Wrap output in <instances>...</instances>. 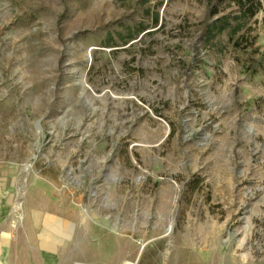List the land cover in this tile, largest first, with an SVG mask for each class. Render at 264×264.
Instances as JSON below:
<instances>
[{"label": "rangeland", "instance_id": "obj_1", "mask_svg": "<svg viewBox=\"0 0 264 264\" xmlns=\"http://www.w3.org/2000/svg\"><path fill=\"white\" fill-rule=\"evenodd\" d=\"M205 15L204 0H0L11 249L264 264V8L236 34Z\"/></svg>", "mask_w": 264, "mask_h": 264}, {"label": "trees", "instance_id": "obj_2", "mask_svg": "<svg viewBox=\"0 0 264 264\" xmlns=\"http://www.w3.org/2000/svg\"><path fill=\"white\" fill-rule=\"evenodd\" d=\"M206 3V15L204 20L205 28L215 29V36H219L225 31L230 30L231 34H236L241 26V21L254 19L259 12L264 8V0H204ZM233 7V11L227 15H220L221 6L226 4ZM209 20L211 22L209 23ZM158 22L157 12L151 14V24L155 25ZM236 22V25H233ZM146 30L141 27L138 33Z\"/></svg>", "mask_w": 264, "mask_h": 264}, {"label": "crops", "instance_id": "obj_3", "mask_svg": "<svg viewBox=\"0 0 264 264\" xmlns=\"http://www.w3.org/2000/svg\"><path fill=\"white\" fill-rule=\"evenodd\" d=\"M9 201V194L4 193V187L0 183V210L4 207V202ZM40 252L28 250L23 246L11 249L9 240L4 234L0 235V264H53L52 261H45L41 254L50 253V248L43 245ZM88 262V261H87Z\"/></svg>", "mask_w": 264, "mask_h": 264}]
</instances>
